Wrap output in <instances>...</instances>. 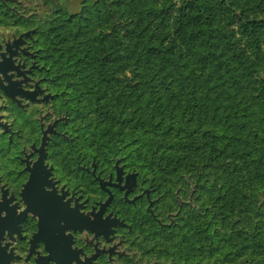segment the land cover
Instances as JSON below:
<instances>
[{
  "label": "flooded vegetation",
  "instance_id": "obj_1",
  "mask_svg": "<svg viewBox=\"0 0 264 264\" xmlns=\"http://www.w3.org/2000/svg\"><path fill=\"white\" fill-rule=\"evenodd\" d=\"M100 1L0 0V215L21 229L2 241L12 264H108L106 153L57 58L66 23Z\"/></svg>",
  "mask_w": 264,
  "mask_h": 264
},
{
  "label": "trees",
  "instance_id": "obj_2",
  "mask_svg": "<svg viewBox=\"0 0 264 264\" xmlns=\"http://www.w3.org/2000/svg\"><path fill=\"white\" fill-rule=\"evenodd\" d=\"M60 40L65 42L57 57L62 72L70 79L77 77L82 108L93 122L90 130L96 136L94 144L98 148L100 142L106 146L103 2L98 7L85 8L80 18H71Z\"/></svg>",
  "mask_w": 264,
  "mask_h": 264
},
{
  "label": "water",
  "instance_id": "obj_3",
  "mask_svg": "<svg viewBox=\"0 0 264 264\" xmlns=\"http://www.w3.org/2000/svg\"><path fill=\"white\" fill-rule=\"evenodd\" d=\"M23 217L25 218L26 215H22V218ZM20 230V224L16 226V222L12 223L11 221H6L0 215V264H12L15 259L12 250H8L10 243L3 245L2 241L5 237L13 240L14 235H20Z\"/></svg>",
  "mask_w": 264,
  "mask_h": 264
},
{
  "label": "rangeland",
  "instance_id": "obj_4",
  "mask_svg": "<svg viewBox=\"0 0 264 264\" xmlns=\"http://www.w3.org/2000/svg\"><path fill=\"white\" fill-rule=\"evenodd\" d=\"M67 1H69V0H50L51 4H52V3H55L54 5H55L56 7L65 4ZM38 3H40V4L43 5V4H44V0H38ZM38 12H39L38 15H39V16H42L43 13H44L43 8H39ZM83 116H84V120H82V122H83V127L88 126V124H89L90 126H92L93 122L89 120V115H88V112H87V111H84V112H83ZM87 136H88V135L84 134V138H86ZM104 138H105V140H106V137H104ZM98 146H99V149H100V152H101V153H102V152H105V153H106V146H105L104 144H101V142H100V143L98 144Z\"/></svg>",
  "mask_w": 264,
  "mask_h": 264
}]
</instances>
